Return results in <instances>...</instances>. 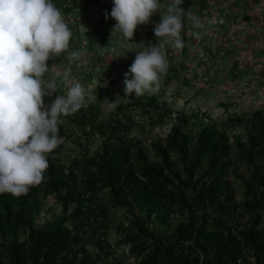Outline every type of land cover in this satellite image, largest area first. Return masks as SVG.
Wrapping results in <instances>:
<instances>
[{
    "label": "trees",
    "instance_id": "16d2710c",
    "mask_svg": "<svg viewBox=\"0 0 264 264\" xmlns=\"http://www.w3.org/2000/svg\"><path fill=\"white\" fill-rule=\"evenodd\" d=\"M78 1L68 0L57 7L70 14L77 9ZM91 1L96 2L99 10L93 24L96 35H104L116 23L110 15L113 5L107 3L104 7L103 0H81L84 6ZM209 3L210 0H183L180 7L185 10L181 32L184 43L191 12L200 14ZM243 18L252 19L249 15ZM132 106L147 112L169 111L155 97H138L117 105L108 120L100 121L97 113L82 110L68 115L87 138L95 131L104 135L101 147L91 156L78 153L69 166L51 152L50 166L40 185L31 187L27 195L19 198L0 194V245L6 258L3 262L95 264L85 247L83 233L92 222L100 234L106 231L108 209L98 197L106 189L111 205L132 215L133 223L121 240L136 257V264H264V112L259 108L253 111L246 140H237L235 144L251 169L243 183L244 199L236 203L234 189L226 179L231 146L224 131L205 123L202 114L180 112L165 143L154 144L159 158L151 161L142 148H134L133 138L127 135L132 120L124 113ZM190 118L199 124L194 134L188 131ZM241 121L240 115L230 116L226 125L235 126ZM58 127L62 136L63 127ZM171 153L175 154L179 169H173ZM40 192L53 195L62 209L53 222L35 227L33 217ZM71 201L75 206L69 212ZM170 211L182 212L186 217L164 235L149 227L152 215L170 225ZM243 212L249 213V222L244 226L226 222L227 217ZM95 244L102 250L100 241ZM107 250L111 251L109 245Z\"/></svg>",
    "mask_w": 264,
    "mask_h": 264
},
{
    "label": "rangeland",
    "instance_id": "374dc122",
    "mask_svg": "<svg viewBox=\"0 0 264 264\" xmlns=\"http://www.w3.org/2000/svg\"><path fill=\"white\" fill-rule=\"evenodd\" d=\"M65 2L68 0H52L56 7ZM107 3L113 5V0H103L104 7ZM161 4L162 7L151 17L149 24L137 26L130 41L118 32L112 33V30H106L104 35H96L93 24L94 16L99 10L95 1L84 6L79 0L78 7L73 12H62L73 35L69 49L61 56L47 61L50 69L45 79L55 80L58 89L43 98L45 106H50L58 95L66 97L68 90L76 83L81 84L85 91V103L77 113L80 110L97 113L100 121L111 119L117 105L127 104L131 99L138 98L134 93L125 94L124 74L134 61L136 51L141 50L143 45H155L158 42L154 26L159 23L160 15L166 13L168 1L161 0ZM225 15L228 17L225 18ZM244 15H249L252 19L245 20ZM263 16L264 0H210L209 7L200 14L192 11L191 19L186 21V41L182 50H175L163 39L159 41L169 64L167 74L161 77L159 91L139 96L142 100L155 97L169 111L152 109L147 112L141 107L132 106L124 113L132 120L127 135L133 138L134 148H142L151 161L159 158L154 144L165 143L180 112L188 115L193 112L202 114L206 119L205 123L214 124L217 130L224 131L231 146L227 156L231 164L226 179L234 189L233 202L236 203H241L244 199L243 183L251 169L235 144L237 140H246L247 133L251 130L253 111L259 108L264 112ZM192 18H198L199 27L195 26ZM72 51H84L85 55L80 59L70 60ZM238 115L242 117L240 123L231 127L226 125L230 116ZM58 126L63 127L64 134L59 136L61 143L52 154L67 166L78 153L91 156L105 139L99 131L87 138L81 127L68 116H62ZM198 127V121L190 118L188 131L194 134ZM171 160L174 162L173 169H179L174 153H171ZM203 164L205 165V161ZM98 197L107 205V228L104 234H100L98 230H94V222L88 225L83 233L87 251L95 264H136V257L130 254L127 244L121 240L133 223L132 215L124 208L113 207L106 189L101 190ZM37 203L38 210L33 217L35 227L53 222L61 213V204L53 195L45 196L40 192ZM74 206L75 203L71 201L69 212ZM167 215L170 225L160 222L152 215L149 227L156 228L159 234L164 235L186 217L182 212L173 211ZM226 222L244 226L249 222V213L227 217ZM67 225L72 226L70 222ZM1 239L0 235V243ZM95 241L101 242L102 250ZM107 245L111 247V251L107 250ZM1 248L0 245V262H3L6 258ZM246 256L249 257L247 253Z\"/></svg>",
    "mask_w": 264,
    "mask_h": 264
},
{
    "label": "clouds",
    "instance_id": "9594fccd",
    "mask_svg": "<svg viewBox=\"0 0 264 264\" xmlns=\"http://www.w3.org/2000/svg\"><path fill=\"white\" fill-rule=\"evenodd\" d=\"M182 3L171 0L154 26L158 42L136 51L124 74L126 95L139 97L159 91L169 66L160 39L177 51L184 48ZM161 7V0H113L110 15L116 23L112 33L130 41L137 26L149 24ZM192 19L199 27L198 18ZM72 35L52 0H0V194L19 198L45 180L48 154L61 143L60 118L76 113L85 103L79 83L66 97L58 95L50 106L43 99L58 89L55 80L45 79L50 69L47 61L69 49ZM84 55V51H72L69 59Z\"/></svg>",
    "mask_w": 264,
    "mask_h": 264
}]
</instances>
